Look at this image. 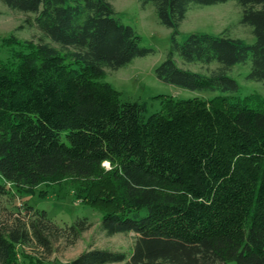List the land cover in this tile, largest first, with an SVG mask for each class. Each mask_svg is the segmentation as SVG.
I'll return each instance as SVG.
<instances>
[{
    "label": "trees",
    "instance_id": "1",
    "mask_svg": "<svg viewBox=\"0 0 264 264\" xmlns=\"http://www.w3.org/2000/svg\"><path fill=\"white\" fill-rule=\"evenodd\" d=\"M1 1L29 13L39 34L15 62L0 60V197L49 178L87 181L100 190L85 195L102 205L100 230L135 234L128 253L89 248L60 264H264V96L168 98L147 115L145 102L99 80L151 52L108 0ZM139 1L172 29L155 69L161 81L233 93L227 71L249 61L247 78L264 82V0H235L252 44L195 32L176 40L191 4L228 0ZM175 54L219 65L203 74L178 66ZM21 206L0 221V264H43L56 243L73 245L91 227L86 217L59 225ZM26 245L46 256L24 254Z\"/></svg>",
    "mask_w": 264,
    "mask_h": 264
},
{
    "label": "rangeland",
    "instance_id": "2",
    "mask_svg": "<svg viewBox=\"0 0 264 264\" xmlns=\"http://www.w3.org/2000/svg\"><path fill=\"white\" fill-rule=\"evenodd\" d=\"M108 1L115 10L114 17L121 23L131 26L140 36V46L151 49V52L133 58L118 69L105 68V74L99 80L106 81L119 90L123 99L145 102L147 115L161 110L162 104L168 98L207 99L227 94L231 96V100H236L250 93L264 96V82L247 78L250 70L249 61L237 63L227 71V75L238 84V90L233 93L220 90H190L161 81L157 78L155 69L171 48L172 29L159 21L152 2L142 4L139 0ZM29 16V13L9 9L0 0V60L15 62L19 52L27 51L24 43L37 39L39 32ZM241 18L242 7L235 0L212 5L191 4L178 26L176 40L182 42L190 33L195 32L227 34L241 39L246 44H252L255 41L252 27L243 23ZM174 59L178 66L203 74H208L209 70L219 65L217 62L208 65L184 63L178 54L174 55ZM102 165L105 168L109 167L107 161ZM99 191L96 184L76 181L68 176L44 179L33 187H23V191L14 195L11 193L12 196L0 197V221L6 219L11 211L22 207L23 201L46 210L51 220L59 225L72 224L76 219L86 217L91 227L84 231L73 245L67 246L63 241L56 243L53 252L47 255L43 264L65 263L89 248H105L128 253L135 238L133 232L107 235L99 228L102 205L96 202L91 204L85 198V195L88 199L97 197ZM23 252L29 256L30 253H36L39 257L45 255L42 249L29 245L24 247Z\"/></svg>",
    "mask_w": 264,
    "mask_h": 264
}]
</instances>
